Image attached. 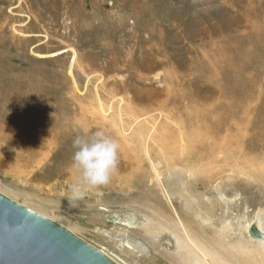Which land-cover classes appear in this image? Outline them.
Instances as JSON below:
<instances>
[{
    "label": "rangeland",
    "instance_id": "obj_1",
    "mask_svg": "<svg viewBox=\"0 0 264 264\" xmlns=\"http://www.w3.org/2000/svg\"><path fill=\"white\" fill-rule=\"evenodd\" d=\"M49 1L50 3L47 0H0V147L3 145L2 151L0 150V192L67 229L72 228L73 231H70L97 248L103 247L102 240L107 237L101 231L111 226L108 219L115 218V213L120 214L121 218H135L141 223L146 221L147 215L151 217L152 225L159 226L158 236L161 240L170 239L175 242L173 231L178 230L175 228L178 224L169 226L160 221L154 217L155 209L176 222L183 220L188 226H191L192 218H195L196 224H202V229L209 226L206 218L203 220L196 215L198 211L212 220L218 215L220 219L214 224L218 230L224 233L235 231L242 236L244 243L262 248L264 239L260 241L253 236L249 224H258L264 231V149L253 148L250 151V169H246L243 163L241 169H227L217 180L211 181L210 190L201 185L195 190L184 187L188 200L170 189L171 175L156 161L150 160L147 155L144 157L142 150L140 158L144 160V168L150 172V178L134 183L135 185H132V181L123 183L122 187L117 185V180H111L107 186L88 191L77 207H69L66 200L71 194L70 186L75 181L60 176L61 168L58 167L59 162H69L64 159L67 156L62 149L67 144L72 147L68 139L64 138L68 133L56 129V137L47 132V139L53 137L56 143L53 141V145H50L48 155L40 156L46 150V139L40 128L42 122L49 119L59 117L62 122H67L75 116L80 117L81 113L84 116L98 110L103 113V104L113 123L121 124L122 118L129 116L135 124L142 117L133 109L145 108L143 102L125 85V81L130 79L129 72L117 71L115 80H107L106 72L107 62L110 65L115 55L126 53L129 50L128 43L139 41L138 33H143L142 36L148 38L152 27L155 28L154 25L149 29L143 28L140 21L141 10L157 8L160 4L166 7L170 5L176 12L180 11L194 19L195 23L202 19L211 27L217 23L216 9L222 13L227 12V0H57L54 5ZM230 1H239L241 11L252 6L259 7L257 0ZM134 2L141 10L134 12L131 9L130 12L126 6ZM238 6L236 8L239 9ZM80 8L91 15L88 16L84 33ZM177 17L174 15L170 21L166 19L160 22L165 30L169 29L168 34L171 36H177L176 32L181 28L186 33L192 27L195 28L189 20L188 23L187 20L181 22ZM119 21L123 23L120 31L119 28L112 27ZM200 22L198 20L196 23L198 28L201 27ZM175 24L180 28L174 27ZM208 30L211 34V28ZM132 34H137V37L130 36ZM119 36L125 38L127 43ZM182 36L183 33L173 38L178 41V44L173 41L175 55L180 53V46L186 42L190 46L194 44L189 49L191 52L195 49L194 39L187 37V41L184 39L185 41L179 42ZM165 38L166 42L169 41L166 36ZM120 40V50L108 55L107 51L117 48ZM247 46L251 44L247 43ZM122 59L125 58L120 54L119 60ZM99 66L105 68L102 70ZM112 66L116 68V64ZM161 71L158 69L149 74V78L141 82L142 86L158 85L155 77ZM22 84L25 87H21ZM26 91L29 97L18 99ZM36 98L45 103L41 102L37 107L31 100ZM73 106L76 109L78 107L81 113ZM150 115L157 116L154 122V127H157L162 115L158 110L150 112ZM114 128L117 129L116 126ZM68 130L78 134L71 127ZM131 131L133 126L129 125L121 134L126 137ZM70 136L69 134L68 138ZM69 141L73 142L72 137ZM16 156L18 160L15 162L8 158ZM22 164L26 165L21 166ZM145 201H149L150 206L143 204ZM213 202H217L219 208L211 214L205 206ZM225 225L230 227L225 229ZM121 227L123 231L128 228L123 225ZM132 234L151 252L152 259L147 264H170L162 253L153 249L149 239L141 234ZM131 253L134 255V252Z\"/></svg>",
    "mask_w": 264,
    "mask_h": 264
},
{
    "label": "bare ground",
    "instance_id": "obj_2",
    "mask_svg": "<svg viewBox=\"0 0 264 264\" xmlns=\"http://www.w3.org/2000/svg\"><path fill=\"white\" fill-rule=\"evenodd\" d=\"M47 1L50 3L49 0ZM51 2L54 5L57 0H51ZM226 2L229 4L226 5V9L228 8L226 14L216 9L217 23L209 27L207 21L198 19L201 21L200 28L196 25L198 20L195 23L194 19L180 11L176 12L170 5L166 7L160 4L157 8L152 7L145 11L138 8L139 5L136 2L127 5L130 12L131 9L134 12L141 10L140 21L144 29H149L152 25L155 28L152 27L148 38L143 37V33H138L139 41L128 43L129 50L126 53L121 52L115 55L110 65L107 62V80H115L117 71L129 72L130 79L125 81V85L129 91H134L139 101L143 102L145 108L133 109L142 117L134 124L133 118L125 116L121 124H118L109 120L104 104L102 105L103 113L98 110L89 116H84L78 107L76 109L73 106L81 113L80 117L77 115L78 117L69 118L70 121L67 122H62L59 117L42 122L40 131L46 139L44 143L46 150L38 155L45 156L50 151L48 148L54 138L48 140L47 135L58 134L55 133L56 129L68 133L64 138H67L71 145L73 142L69 141L70 137L74 140L77 136L103 131L117 140L120 145L121 156L119 155L118 170L111 179L117 180L118 186L122 187L123 183L131 181L132 185H135L134 183L150 178V172L144 168V160L140 158L143 150L144 157L147 155L150 160L156 161L171 175L170 189L185 200L189 197L184 194V187L195 190L198 185H201L204 189L210 190L211 181L217 180L219 175L224 174L227 169H241L242 163L246 169H250V151L253 148L264 149V0L256 1L259 7L252 6L249 7L250 10L246 8L243 11L239 1L238 3L230 0ZM236 4L239 5V9L236 8ZM79 14L83 18L82 32L84 33L88 16L91 15L85 10ZM174 15L178 16L181 22L187 20L188 23L189 20L194 24L195 28L192 27L187 33L182 28L176 32L177 36H181L182 33L184 35L180 37L179 42L184 39L187 41V37L194 39L193 52L189 49L194 44L190 46V43L186 42L180 46V53L174 54L173 41L176 43L178 41L173 38L177 36L168 34L169 29L165 30L164 25L160 23L166 19L170 21ZM154 17L156 20H161L155 23ZM122 25L123 23L119 21L112 27L119 28L120 31ZM174 27L180 28L176 24ZM208 28H211V34L208 33ZM140 29L142 31V28ZM133 35L130 36L133 37ZM165 36L169 41H165ZM136 37L137 34L134 35V38ZM119 38L127 43L125 38L121 36ZM247 43L251 46L246 47ZM121 44L122 40L117 48L107 51V54L120 50ZM120 54L125 59L119 60ZM112 64H116V68ZM104 68L105 66H99V69ZM136 68L137 71L140 70L138 73L135 71ZM158 69L162 70V73H157L155 77L158 85L143 87L141 82ZM21 87L25 85L22 84ZM24 96L29 97L27 91L18 99H24ZM31 100L32 103L37 104V107L44 102L37 98ZM55 109H57L56 106ZM155 110L162 115L157 127H154L157 116L150 115V112ZM129 125L133 126V131L123 137L121 132ZM115 126L117 129L114 128ZM69 127L75 129L78 134L68 132ZM69 134L71 136L68 138ZM54 142L56 143V140ZM5 144L7 145V142ZM2 147H0L1 151ZM62 149L68 158L64 157V159L69 162H59L58 167L61 168L59 174L76 181L79 172L71 166L75 149L68 144L67 147L63 145ZM18 156L8 158L15 162ZM38 158L41 159V157ZM40 159H38L39 162ZM23 165L26 164L21 166ZM222 194L225 195L224 191ZM143 204L150 206L149 201ZM218 208L217 202L205 206L211 214ZM103 209L108 211L106 207ZM154 213V217L169 226L178 224L175 227L178 230L173 231L176 236L175 242L170 239L161 240L158 236L159 226L152 225L151 217L147 215L146 221L141 223L135 218H125V216L121 218L120 214L115 213L113 214L115 218L108 219L111 226L101 231L107 238L102 240L103 247L98 246L99 249L118 264H147L152 259V254L140 239L132 234L136 233L149 239L153 249L162 253L170 264L175 262L180 264H264V246L255 248L253 245L244 243L242 236L235 231L224 233L218 230L214 225L220 219L218 215L212 220L198 211L196 215L203 220L206 218V224L209 226L202 229V224H196L195 218H192V224L188 226L183 220L176 222L157 209ZM121 225L127 226V230L123 231ZM251 225L260 230L263 237L258 240L263 241L262 228L255 223H250L249 227ZM229 227V225L223 226L225 229ZM131 252H134V255Z\"/></svg>",
    "mask_w": 264,
    "mask_h": 264
},
{
    "label": "water",
    "instance_id": "obj_3",
    "mask_svg": "<svg viewBox=\"0 0 264 264\" xmlns=\"http://www.w3.org/2000/svg\"><path fill=\"white\" fill-rule=\"evenodd\" d=\"M256 238L263 234L254 226ZM0 264H118L43 214L0 192Z\"/></svg>",
    "mask_w": 264,
    "mask_h": 264
},
{
    "label": "clouds",
    "instance_id": "obj_4",
    "mask_svg": "<svg viewBox=\"0 0 264 264\" xmlns=\"http://www.w3.org/2000/svg\"><path fill=\"white\" fill-rule=\"evenodd\" d=\"M71 166L79 172L66 197L69 207H77L88 191L107 186L118 170L119 148L117 140L103 131L77 136Z\"/></svg>",
    "mask_w": 264,
    "mask_h": 264
}]
</instances>
